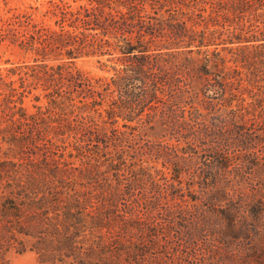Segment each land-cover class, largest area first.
<instances>
[{
	"label": "trees",
	"instance_id": "trees-1",
	"mask_svg": "<svg viewBox=\"0 0 264 264\" xmlns=\"http://www.w3.org/2000/svg\"><path fill=\"white\" fill-rule=\"evenodd\" d=\"M87 1L0 68V255L264 264V0Z\"/></svg>",
	"mask_w": 264,
	"mask_h": 264
},
{
	"label": "rangeland",
	"instance_id": "rangeland-1",
	"mask_svg": "<svg viewBox=\"0 0 264 264\" xmlns=\"http://www.w3.org/2000/svg\"><path fill=\"white\" fill-rule=\"evenodd\" d=\"M91 7L87 0H0V68H10L13 64H32L34 55L25 51V47L32 43L31 36L34 34L35 25L49 26L54 31H59V26L73 30V26H79L82 19L87 22L82 15ZM99 59L79 58L73 61L71 68L74 67V71H79L93 80L110 78L112 72L101 66ZM66 62L68 60L64 57L61 61H52L49 64ZM40 90L41 87H38V92ZM33 94L37 92L33 91ZM37 105L39 104L32 101V95L23 104L28 111H34V106ZM0 264H39V256L33 251L19 254L12 249L0 255Z\"/></svg>",
	"mask_w": 264,
	"mask_h": 264
}]
</instances>
